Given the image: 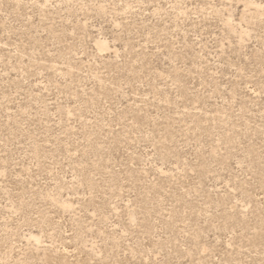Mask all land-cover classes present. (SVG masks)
Masks as SVG:
<instances>
[{"label":"rangeland","instance_id":"obj_1","mask_svg":"<svg viewBox=\"0 0 264 264\" xmlns=\"http://www.w3.org/2000/svg\"><path fill=\"white\" fill-rule=\"evenodd\" d=\"M0 264H264V0H0Z\"/></svg>","mask_w":264,"mask_h":264}]
</instances>
